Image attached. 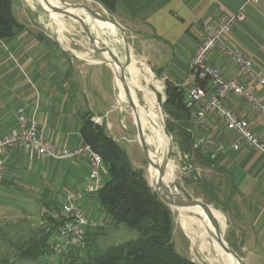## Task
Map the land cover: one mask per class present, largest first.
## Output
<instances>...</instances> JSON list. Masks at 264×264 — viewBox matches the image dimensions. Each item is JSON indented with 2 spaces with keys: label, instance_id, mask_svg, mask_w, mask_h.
<instances>
[{
  "label": "crops",
  "instance_id": "1",
  "mask_svg": "<svg viewBox=\"0 0 264 264\" xmlns=\"http://www.w3.org/2000/svg\"><path fill=\"white\" fill-rule=\"evenodd\" d=\"M118 1L115 14L98 4L110 14L109 20L134 39L139 63L146 62L155 76L164 81V88L166 80L181 86L187 81L189 63L202 41L203 25L238 12L246 2ZM227 42L264 73V0L247 5L246 20L234 28ZM92 50L90 54L104 55L94 46ZM130 51L133 59V50ZM211 60L226 77H241L233 64L217 53ZM116 91L113 70L108 64L79 57L59 39L29 28L18 31L12 38L0 39V137L18 131L17 111L23 108L29 125L35 121L43 138L76 152L86 145L80 130L86 116L91 114L93 118L102 119L106 132L127 151L131 160V147L127 145L137 143L135 123L132 133L126 110L118 106ZM117 93L122 101L128 100L125 90L119 89ZM256 95L264 103V90L257 89ZM225 103L245 118L252 131L264 141L263 114L240 97H230ZM198 137L224 143V152L211 167L224 174L237 197L245 201V214L254 241L252 246L258 250L253 256L256 262L264 263V156L245 145L239 151L233 150L235 135L218 118L205 126L194 124L193 138ZM203 154L207 157L210 151ZM89 171L87 160L75 153L68 158L47 159L32 151L15 149L9 152L4 182L0 186L4 199L0 203V241L18 246V257L22 261H33L20 256L21 249L31 245L38 244L52 251L59 240V230L50 225L46 216L62 205L65 194L90 184ZM79 205L91 221L104 224L99 228L89 227L87 250L107 248L103 239L112 232L110 229L119 228L111 225L96 194H85ZM45 254L48 255L47 264H68L72 260L69 253H64L50 262L51 253Z\"/></svg>",
  "mask_w": 264,
  "mask_h": 264
},
{
  "label": "rangeland",
  "instance_id": "2",
  "mask_svg": "<svg viewBox=\"0 0 264 264\" xmlns=\"http://www.w3.org/2000/svg\"><path fill=\"white\" fill-rule=\"evenodd\" d=\"M12 1L13 15L17 22L24 28H29L35 33H45L55 40L59 39L67 48L85 60H96L100 62L99 58L103 57V55L100 53L90 54L94 51L92 50L93 45L90 43L87 34V29H89L91 26V21L87 15L84 13H77L72 10L66 11V14H46L41 10L39 4L35 0ZM48 1L51 3L58 2V5L61 3L84 5L92 9L100 16L106 18L110 17V14H108L98 3L93 0ZM109 24L113 28L115 35L113 33H108L104 26L99 24L101 29L93 27L91 30V36L93 38H97L99 41V46H106L110 48L121 61V63L124 64L125 35L113 27L111 23ZM126 37L130 49L133 50V59H131V64L139 71L140 86L136 84L137 79L135 76L130 75L127 69L125 71L126 80H130L134 87L141 90L138 92L140 100L143 99L144 87L150 89L156 95L166 123V116L162 109L165 92L164 81L159 80L155 76L154 72L146 62H143L145 65L143 63H139V58L134 52V39H131L129 34H126ZM94 56H98L99 58H95ZM103 59L107 62V59L104 57ZM145 67L149 70L151 76L144 72ZM119 89H117L115 94L118 106H122L126 110V116L128 117L131 126L130 129L133 133V125L136 122V117L134 112L131 111L127 106L128 100H121L119 93H117ZM149 120L153 124H157V122L153 121L151 118H149ZM158 138H160L161 142H164V134ZM171 142L173 149L171 151L169 161L172 163L175 169L172 176L175 187L174 191L211 207L212 211L210 213L212 218L218 223V228L223 235L224 240L230 246L232 244L235 247L233 248L231 246V248L240 257V264H264L261 262H256V257L253 256L258 250L252 246L254 241L251 239L252 232L248 223V217L245 214V201L237 197L232 184L229 182L226 176L222 174L217 168H213L211 166L208 167L206 164H204L203 162H206V160L201 155H198V151L193 150L192 148L191 152L183 153L178 145L175 144L173 137ZM127 146L131 147L130 157L134 168L143 170L146 177L149 161L145 157V154L137 143H132L131 145ZM162 152L164 156H166L167 151L165 146H163ZM171 175L167 176V178H170ZM3 201L4 199L0 193V203H3ZM167 206L170 207L174 215L175 229L173 233V242L176 251L179 254L189 258L195 264L210 263V260L206 254V250H198V246L192 244L189 231L181 224V218L191 219L193 218V215L188 212H184L182 213L183 215H181V213L177 211L178 208H174L171 205ZM203 213L207 215L205 211H203ZM196 221L200 227L207 228V225L200 219L196 218ZM110 230L112 232L108 234V237L103 239L104 247L119 245L138 237L137 231L128 229L124 226L119 227V230ZM0 243V264L48 263L47 254L41 255L37 261H22L19 259L20 257H18V246H10L5 242L3 243L2 240ZM209 249L211 250L212 248L209 247ZM235 260L238 263V260Z\"/></svg>",
  "mask_w": 264,
  "mask_h": 264
},
{
  "label": "built area",
  "instance_id": "3",
  "mask_svg": "<svg viewBox=\"0 0 264 264\" xmlns=\"http://www.w3.org/2000/svg\"><path fill=\"white\" fill-rule=\"evenodd\" d=\"M260 0H246L240 10L226 14L216 23L204 24L202 41L188 66V78L183 88L186 91L187 105L194 109V124L205 126L212 119L218 118L226 129L235 135L232 149L239 151L244 145L264 156V141L251 129L249 122L226 106L230 97H240L256 112L264 115V103L257 97L256 90H264V73L257 69L250 58L227 42V37L234 28L246 20V7L249 3ZM233 64L240 78L226 77L221 68L211 60L214 54ZM248 82V83H247ZM18 131L0 137V186L4 182L6 156L15 149L32 151L43 158H68L75 153L83 157L90 165V184L84 189L69 192L64 196L62 205L50 212L52 220L60 221L59 240L52 247L50 262L69 250H82L87 245L89 227H102L103 222H93L79 205L85 194H98L103 188L106 167L100 154L90 145L71 152L67 148L54 145L39 134L35 121L29 120L23 108L17 111ZM102 125V119H92ZM193 150L210 151V158L216 161L225 146L220 140L209 137L194 139Z\"/></svg>",
  "mask_w": 264,
  "mask_h": 264
},
{
  "label": "trees",
  "instance_id": "4",
  "mask_svg": "<svg viewBox=\"0 0 264 264\" xmlns=\"http://www.w3.org/2000/svg\"><path fill=\"white\" fill-rule=\"evenodd\" d=\"M93 1L101 4L110 14H115L118 9V0ZM12 4V0H0V39L12 38L25 29L15 19ZM164 94L162 109L166 126L180 150L191 152L194 109L187 105L186 91L183 86L166 80ZM92 119L91 114L86 116L80 134L84 144L100 154L105 163V183L96 194L97 202L113 227L124 226L135 230L138 237L92 251L87 250V239L84 249L65 252L72 258L68 264H195L176 251L173 242L174 215L170 207L150 189L144 171L134 168L127 151L106 132L105 126L96 124ZM203 153L198 151V155L206 160L203 163L211 166L210 154L206 157ZM49 214L47 221L59 230L61 222L52 220ZM45 253L52 254L51 248L42 249L36 244L21 249L20 256L37 261Z\"/></svg>",
  "mask_w": 264,
  "mask_h": 264
},
{
  "label": "bare ground",
  "instance_id": "5",
  "mask_svg": "<svg viewBox=\"0 0 264 264\" xmlns=\"http://www.w3.org/2000/svg\"><path fill=\"white\" fill-rule=\"evenodd\" d=\"M35 1L39 5H42L43 7L47 8L44 0H35ZM54 1L55 0H53V2ZM49 3L52 6H63V3L59 5L58 2H54V3L49 2ZM75 12L83 13L82 11H75ZM92 24L94 27L101 29V27L99 26L100 24L104 26V28L107 30L108 33H113V34L115 33L113 28L110 26L108 22L95 21V23L93 22ZM103 57L107 59V62L110 64V67L116 74L115 87L117 89L121 88L124 90L123 84L119 79L121 68L111 63L112 60L108 54H104ZM127 71L130 73V75L135 76V78L137 79L136 84L140 86L138 69L134 68L133 65L131 64L130 67L127 68ZM144 72H146L149 76H151V73L146 67L144 68ZM127 84L131 87V97L135 101V104L137 105L138 108L136 118L139 116L140 124L144 136L146 138L147 144L149 145L150 148H152V153L150 155V158L153 161V164H155V166H151L150 164L148 166L147 176L149 182L154 188H156L158 184L162 183L165 188L174 191L175 188H174V181L172 179V176H173V171L175 169L172 163L169 161V155L171 152L170 150L171 138L165 135L164 132L165 120L163 117L162 110L158 104L156 95L150 89L144 87L143 99L140 100L138 96V92H140L141 90L139 88L134 87L133 83L130 80L127 81ZM149 118H151L153 121H156L157 124H153L149 120ZM162 134H164V142L163 141L161 142L160 138H158ZM163 146H165L167 151L166 156H164L162 152ZM163 164L165 165V168L163 169V173H164L163 178H161V171L159 167L162 166ZM169 175H171L170 178H167V176ZM177 211L181 213V215H183L182 213L184 212H188L193 215V218L191 219L181 218L182 220L181 224L189 231L192 244L197 245L198 250H206L207 257L210 260V263L208 264H238V263L240 264V261L237 258H235V256L232 254L230 250H228V248L225 247L227 245L226 243L224 244L225 245L224 246L217 242V240L214 237L215 230L211 224L208 215H205L203 213L204 210L202 208L195 207L191 209H177ZM209 211L211 212L212 209L209 208ZM195 217L203 221L207 225V228L200 227L197 224ZM209 247H211L212 249L210 250ZM235 259L238 260V263Z\"/></svg>",
  "mask_w": 264,
  "mask_h": 264
},
{
  "label": "water",
  "instance_id": "6",
  "mask_svg": "<svg viewBox=\"0 0 264 264\" xmlns=\"http://www.w3.org/2000/svg\"><path fill=\"white\" fill-rule=\"evenodd\" d=\"M44 1L46 3L47 8L43 7L42 5H39V6H40L41 10L46 14H66V11L72 10V11H82L85 15H87V17H89V19L91 21V26L89 29H87L89 41L102 54H108L112 60V62H111L112 64L117 65L121 68V73L119 75V79L122 82L124 90L127 94V98H128L127 104L132 109V111L135 113V117H136V114L138 112V108H137V105L135 104V101L131 97V87L127 84L126 75H125L126 69L128 67H130V65H131V51H130L131 49L129 47L127 37H126V33L124 32V30L117 23L109 20L106 17L100 16L99 14H97L96 12H94L92 9H90L87 6L76 5V4H67V3H63V6H52L48 0H44ZM95 21L109 22L115 28L119 29L125 35L124 36V42H125L124 53H125L126 64L123 65L119 61L117 56L112 52V50L110 48H108L106 46H99V41L97 40V38H93L91 36V30L94 27L92 23L93 22L95 23ZM96 57L99 58L98 56H96ZM99 59H100V63L108 64L110 66V64L108 62H106L103 59V57H101ZM113 74H114V79H115L116 74L114 71H113ZM135 121H136L135 122V138H136V141H137L139 147L141 148V150L143 151V153L145 154V157L148 159L149 164L151 166H155V164H153V161L150 158V155L152 153V148H150L149 145L147 144L146 138H145L144 133L142 131L139 116L137 118H135ZM164 132H165V135L167 137L171 138V140H172L171 134H170V132L166 126L165 121H164ZM172 149H173V147H172V142H171L170 150L172 151ZM170 154H171V152H170ZM169 158H170V155H169ZM159 168L161 171V178H163V175H164L163 169L165 168V165L163 164ZM146 180H147V183H148V186L150 187V189L154 193H156L167 205H169V206L171 205L172 207L178 208V209H191V208H195V207L202 208L207 213V215L211 221V224L215 230L214 237L217 240V242L220 243L221 245H224L226 243L227 245L226 246L224 245V246L226 248H228V250H230L232 252V254L241 262L240 257L231 248V246L224 240L223 235L221 234V232L218 228V223L212 218L211 213L209 211V208H211V207H209L208 205H206L204 203H201L199 201H196V200L188 198L184 195H181L180 193L172 191L171 189L165 188L162 183L158 184V186L156 188H154L150 184L148 176H146Z\"/></svg>",
  "mask_w": 264,
  "mask_h": 264
}]
</instances>
